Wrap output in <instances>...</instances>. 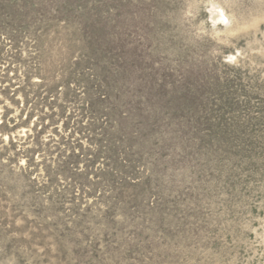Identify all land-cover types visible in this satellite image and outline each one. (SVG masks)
I'll use <instances>...</instances> for the list:
<instances>
[{
	"label": "rangeland",
	"instance_id": "obj_1",
	"mask_svg": "<svg viewBox=\"0 0 264 264\" xmlns=\"http://www.w3.org/2000/svg\"><path fill=\"white\" fill-rule=\"evenodd\" d=\"M5 3L0 264H264V0Z\"/></svg>",
	"mask_w": 264,
	"mask_h": 264
},
{
	"label": "trees",
	"instance_id": "obj_2",
	"mask_svg": "<svg viewBox=\"0 0 264 264\" xmlns=\"http://www.w3.org/2000/svg\"><path fill=\"white\" fill-rule=\"evenodd\" d=\"M0 1L5 3L6 0H0ZM88 48H89V52H91V53H93V52H97L98 53L99 52V50H97V45H96V43L94 41H91V42L88 43ZM76 65L80 66L81 63L77 62ZM4 127H5V123H4V119H2L0 121V130H2L1 132H3V128Z\"/></svg>",
	"mask_w": 264,
	"mask_h": 264
}]
</instances>
